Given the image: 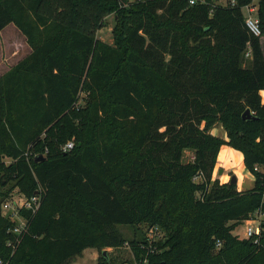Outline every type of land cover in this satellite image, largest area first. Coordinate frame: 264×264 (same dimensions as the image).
I'll return each mask as SVG.
<instances>
[{
	"label": "trees",
	"instance_id": "1",
	"mask_svg": "<svg viewBox=\"0 0 264 264\" xmlns=\"http://www.w3.org/2000/svg\"><path fill=\"white\" fill-rule=\"evenodd\" d=\"M251 2L0 0V33L13 23L30 47L0 75V259L72 264L96 248L97 264H264V0L261 36ZM111 14L113 44L97 35ZM224 145L251 188L214 177ZM15 188L42 191L20 235L1 213ZM255 213L258 240L235 234ZM127 243L133 260L106 250Z\"/></svg>",
	"mask_w": 264,
	"mask_h": 264
},
{
	"label": "rangeland",
	"instance_id": "2",
	"mask_svg": "<svg viewBox=\"0 0 264 264\" xmlns=\"http://www.w3.org/2000/svg\"><path fill=\"white\" fill-rule=\"evenodd\" d=\"M221 1V0H218ZM221 3H226V0H222ZM115 25V16L113 14L107 16L105 21V26L98 31V37L106 41L108 43H114L113 36V27ZM261 42L264 48V34L261 37ZM30 53V47L28 46L24 35L18 30V28L13 24H9L1 33H0V75L4 74L9 70L10 67L18 63L21 59L26 57ZM249 63V62H248ZM85 93H82L84 96ZM82 102V101H81ZM85 102V99L83 100ZM213 133L215 135H222L223 138H226V131L221 125L217 124L213 129ZM221 133V134H220ZM221 136V137H222ZM192 156L191 150H187L185 153V159H188ZM243 158L240 155L239 151H232L230 157H228L223 163L217 164L219 168H224V172L221 175H224V178L229 179L233 175H237V178L242 180L243 174L249 172L246 170L243 162ZM224 164V165H223ZM217 167V166H216ZM218 171L215 169L214 176L217 178L219 176ZM246 181V180H245ZM253 185V182L246 181L244 184L245 189L250 188ZM4 190L3 186L0 184V191ZM18 193L20 190L18 188L13 189V191ZM10 195V194H9ZM1 197V196H0ZM120 229L125 233L128 239H131L136 233H139V227L137 226H129V225H119ZM245 232V222L239 224V226L234 231L235 234L239 235V237H244ZM107 251L110 254L118 255L120 259H128L133 260L134 254L132 252V248L128 243L119 249L107 248ZM99 251L96 248H88L84 251L81 256H78L72 264H97V260L99 257ZM130 262V261H126Z\"/></svg>",
	"mask_w": 264,
	"mask_h": 264
},
{
	"label": "built area",
	"instance_id": "3",
	"mask_svg": "<svg viewBox=\"0 0 264 264\" xmlns=\"http://www.w3.org/2000/svg\"><path fill=\"white\" fill-rule=\"evenodd\" d=\"M198 0H190L191 4H195ZM222 1V0H221ZM220 1V2H221ZM230 2L232 5L236 3V0H226ZM223 3V4H226ZM258 8H259V0H252L251 3L245 5L242 10L245 17V22L249 30L256 36L262 35V28L260 19L258 17ZM247 57L252 56L251 49L246 53ZM73 147V142H68L64 146V150L68 151ZM17 191H13L10 195L1 203V213L3 216L10 217L15 219L17 223L10 230L16 234L20 235L27 227V216L22 213V210H26L28 212L35 213L41 206L42 203V191L39 189L32 196L28 197L20 191L15 194ZM262 214L252 215L249 219L245 220V232L244 237H254L258 240L262 232L261 228V219ZM153 237H156V240L161 239L164 236V232L161 230L159 226L154 228ZM222 243L217 242L216 248L221 247ZM0 264H6L2 259H0ZM125 264H131L126 262Z\"/></svg>",
	"mask_w": 264,
	"mask_h": 264
},
{
	"label": "crops",
	"instance_id": "4",
	"mask_svg": "<svg viewBox=\"0 0 264 264\" xmlns=\"http://www.w3.org/2000/svg\"><path fill=\"white\" fill-rule=\"evenodd\" d=\"M262 47H263V45H262ZM263 51H264V48H263ZM261 95H262V99H263V101H264V90H262L261 91ZM222 127V126H221ZM212 132H213V130H212ZM221 134V133H220ZM220 136H222V135H220ZM223 137V136H222ZM232 151H235V149L234 148H232V147H230V146H228V145H224L222 148H221V150H220V152L221 153H219L220 155H219V161H218V164H222L223 163V161H225L228 157H230V155H231V153H232ZM237 151V150H236ZM240 152V151H239ZM240 155H241V157L243 158V155L240 153ZM244 160V159H243ZM244 162V161H243ZM224 165V164H223ZM244 166H245V164H244ZM246 168V167H245ZM218 169L220 170V168H219V166L217 165V167H216V170L218 171ZM224 169V168H223ZM247 170V169H246ZM224 172V171H223ZM218 174H219V172H218ZM223 174V173H222ZM228 176V178L227 179H225L224 178V175H221V174H219V178L221 179V181L222 182H227L228 181V179H229V174L227 175ZM243 176V178H242V180H240L239 178H237V186H238V188L241 190V189H245V187H244V184H245V182L246 181H251V182H253V185H254V176H253V174L251 173V172H247L246 174H243L242 175ZM215 177V176H214ZM246 180V181H245ZM252 185V186H253ZM251 186V187H252ZM250 187V188H251ZM248 189V188H247ZM84 253V252H83Z\"/></svg>",
	"mask_w": 264,
	"mask_h": 264
},
{
	"label": "water",
	"instance_id": "5",
	"mask_svg": "<svg viewBox=\"0 0 264 264\" xmlns=\"http://www.w3.org/2000/svg\"><path fill=\"white\" fill-rule=\"evenodd\" d=\"M243 117H244V118H253L254 115H253V113L251 112V110L248 108V109L244 112ZM42 159H44V156H43V155H39V156L36 157V161H40V160H42ZM223 171H224V169H223V168H220V170H219V174H222ZM230 180H231V182H234V183L237 182V175H233V176L231 177ZM106 252H107V251H104L105 254H106Z\"/></svg>",
	"mask_w": 264,
	"mask_h": 264
}]
</instances>
